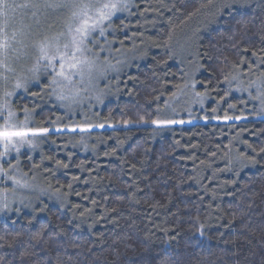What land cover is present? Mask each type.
I'll return each instance as SVG.
<instances>
[{"label":"trees","instance_id":"1","mask_svg":"<svg viewBox=\"0 0 264 264\" xmlns=\"http://www.w3.org/2000/svg\"><path fill=\"white\" fill-rule=\"evenodd\" d=\"M110 39L123 69L78 113L0 68V125L48 130L0 161L36 188L0 264H264V0H135Z\"/></svg>","mask_w":264,"mask_h":264},{"label":"snow or ice","instance_id":"2","mask_svg":"<svg viewBox=\"0 0 264 264\" xmlns=\"http://www.w3.org/2000/svg\"><path fill=\"white\" fill-rule=\"evenodd\" d=\"M234 3H239L240 7L247 6V0H234ZM126 7L123 0L119 4L112 3L111 0L108 2L104 0H27L25 3H16V0H0V68L8 72L14 71L8 65L10 57L19 60L27 55L25 50L34 48L38 56L35 65L29 69L30 79L38 78L41 61L46 62L43 65L44 68H50L54 73L51 81L53 85L59 86L58 78L70 81L73 75H79L83 79L87 74L91 79L93 70L97 66L94 60L85 55L90 51L88 44L98 43L94 34L104 35L103 22L110 20L118 8ZM224 7L231 8L233 4L225 3ZM50 9L56 12L62 10L61 14L64 16V31L51 36L45 34V25L41 19L42 17L47 19ZM17 10L30 11L32 23L24 22L23 12L17 20ZM0 77L5 82L8 79L2 73ZM21 86L18 80L16 87ZM6 95H12V93H6ZM261 95L264 96V92ZM58 98L65 99L63 95H59ZM261 104L264 106V100ZM2 115L3 113H0V116ZM13 117L14 113L9 111L4 124L0 125V142L4 143L6 149L17 138L23 140L29 135L46 134L48 131L17 127L11 123ZM154 123H177V121H154ZM252 162L255 163V161Z\"/></svg>","mask_w":264,"mask_h":264},{"label":"rangeland","instance_id":"3","mask_svg":"<svg viewBox=\"0 0 264 264\" xmlns=\"http://www.w3.org/2000/svg\"><path fill=\"white\" fill-rule=\"evenodd\" d=\"M25 2H27V0H16V3ZM104 2H108V0H104ZM111 2L119 4L121 0H111ZM123 3L127 5L126 8H118V10H116L115 14L111 17L110 20H105L103 22L102 26L105 29L104 35L99 36L98 34H94L95 40L98 43L88 44V48L90 49V51L86 52L85 55L89 59L94 60L97 66V68L93 70L92 78L90 79L87 74H85L83 79H81L79 75H73L70 81L58 78L60 80L59 86H52L53 98L57 100V104L59 106L61 105L65 109L69 108L76 113L80 112L81 108H84L85 106H87V104H89V100H97V98L101 96V86H103L104 83L108 81L109 77L116 76L117 73L123 69L122 65L125 55L121 53V51L119 53L113 52V41L110 39V35L112 34L113 20L119 17H128L135 6V0H123ZM22 12L24 15V22L29 24L32 23L33 18L31 17V12L28 10H20V14H22ZM61 12H56L50 9L48 11L47 19L45 20L43 17L41 18L42 23H44L45 25V34L51 36L60 32L55 29V24L57 21L59 24L64 20V16L61 14ZM48 25H51V27H48ZM25 51L27 52V55L22 56L21 59L16 60L13 57H10L8 61V65L10 68L18 69L17 76H14L13 80L15 79L16 84L19 80L22 85L21 87H19V89L34 84L35 82L37 83L45 73H48V75L52 77L54 75L50 68L46 69L43 67L44 63L46 62L41 61V67L39 72L37 73L38 78L30 79L31 72L29 71V69H31L35 65L38 52L34 48H29ZM103 56L106 58H103ZM101 72H103V75H101ZM23 73H26V77H24V79H20ZM59 95H63L65 99H59ZM29 125V123L23 124L21 122L16 126L28 128ZM89 129L91 128L87 126H79L75 129H70L67 131L84 132ZM30 137H32V135L25 137L23 140L17 138L8 145L7 149L5 148L4 143L0 142V161L10 160L11 158L15 157L20 152V149L24 147ZM17 181L19 183H17ZM5 186H7V188ZM35 190V186H29L25 182V179L18 175L15 170H11V173H6L3 172V170L0 168V215H10L12 213V210L18 208L19 206H21V204H23L22 206H28L29 204L26 202V196L30 197V195H28V193L27 195L24 194L25 192H33Z\"/></svg>","mask_w":264,"mask_h":264}]
</instances>
